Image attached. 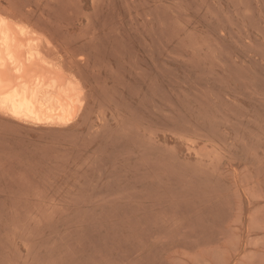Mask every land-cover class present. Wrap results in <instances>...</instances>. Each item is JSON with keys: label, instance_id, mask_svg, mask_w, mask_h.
Listing matches in <instances>:
<instances>
[{"label": "rangeland", "instance_id": "374dc122", "mask_svg": "<svg viewBox=\"0 0 264 264\" xmlns=\"http://www.w3.org/2000/svg\"><path fill=\"white\" fill-rule=\"evenodd\" d=\"M0 14L86 98L65 126L0 112V264H264V0H0Z\"/></svg>", "mask_w": 264, "mask_h": 264}, {"label": "bare ground", "instance_id": "6f19581e", "mask_svg": "<svg viewBox=\"0 0 264 264\" xmlns=\"http://www.w3.org/2000/svg\"><path fill=\"white\" fill-rule=\"evenodd\" d=\"M104 30L98 28L93 37ZM31 35L27 25L0 14V112L16 121L65 126L75 120L86 99L82 77L72 66L50 58L36 40L39 35L36 39ZM76 41L84 48L94 47L84 39ZM97 41L107 44L109 39L103 35ZM71 63L79 69V64Z\"/></svg>", "mask_w": 264, "mask_h": 264}]
</instances>
